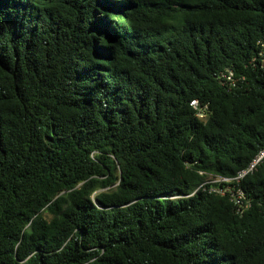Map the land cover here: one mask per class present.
<instances>
[{"label": "trees", "instance_id": "trees-1", "mask_svg": "<svg viewBox=\"0 0 264 264\" xmlns=\"http://www.w3.org/2000/svg\"><path fill=\"white\" fill-rule=\"evenodd\" d=\"M259 43L264 0H0V264H264V162L204 184L264 147Z\"/></svg>", "mask_w": 264, "mask_h": 264}, {"label": "built area", "instance_id": "built-area-1", "mask_svg": "<svg viewBox=\"0 0 264 264\" xmlns=\"http://www.w3.org/2000/svg\"><path fill=\"white\" fill-rule=\"evenodd\" d=\"M258 53L251 59L253 66H256L264 70V43H259ZM220 85L228 87V89L235 87L237 79L234 77V73L230 69H225L220 72L217 77ZM191 107L196 110V116L200 119L205 117L206 106L200 107L196 100L191 101ZM264 162V147L260 149L256 155L252 158L247 167L239 171L234 177H210L204 184L217 185L212 189L222 197H226L228 201L234 205L237 213L241 214L249 207V201L247 200L244 191L239 187L240 182L244 177L251 174ZM202 185L199 187L201 188ZM197 188V190L199 189ZM193 194V193H192Z\"/></svg>", "mask_w": 264, "mask_h": 264}]
</instances>
